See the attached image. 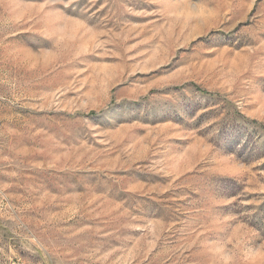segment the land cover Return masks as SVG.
I'll return each instance as SVG.
<instances>
[{
  "label": "rangeland",
  "instance_id": "obj_1",
  "mask_svg": "<svg viewBox=\"0 0 264 264\" xmlns=\"http://www.w3.org/2000/svg\"><path fill=\"white\" fill-rule=\"evenodd\" d=\"M0 264H264V0H0Z\"/></svg>",
  "mask_w": 264,
  "mask_h": 264
}]
</instances>
